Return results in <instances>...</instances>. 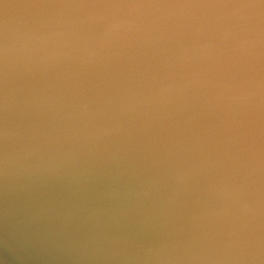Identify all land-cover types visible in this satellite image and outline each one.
I'll use <instances>...</instances> for the list:
<instances>
[{
  "label": "water",
  "instance_id": "95a60500",
  "mask_svg": "<svg viewBox=\"0 0 264 264\" xmlns=\"http://www.w3.org/2000/svg\"><path fill=\"white\" fill-rule=\"evenodd\" d=\"M0 264H264V0H0Z\"/></svg>",
  "mask_w": 264,
  "mask_h": 264
},
{
  "label": "bare ground",
  "instance_id": "6f19581e",
  "mask_svg": "<svg viewBox=\"0 0 264 264\" xmlns=\"http://www.w3.org/2000/svg\"><path fill=\"white\" fill-rule=\"evenodd\" d=\"M141 181H142V184H141L142 189L149 190L148 184L145 183V177L144 176H141Z\"/></svg>",
  "mask_w": 264,
  "mask_h": 264
}]
</instances>
